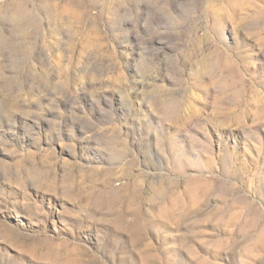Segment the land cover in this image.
<instances>
[{"label":"rangeland","instance_id":"rangeland-1","mask_svg":"<svg viewBox=\"0 0 264 264\" xmlns=\"http://www.w3.org/2000/svg\"><path fill=\"white\" fill-rule=\"evenodd\" d=\"M0 264H264V0H0Z\"/></svg>","mask_w":264,"mask_h":264}]
</instances>
